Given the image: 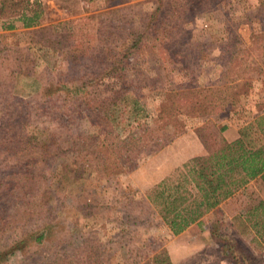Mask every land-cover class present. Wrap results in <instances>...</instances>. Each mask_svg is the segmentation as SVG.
I'll return each mask as SVG.
<instances>
[{"label":"rangeland","instance_id":"1","mask_svg":"<svg viewBox=\"0 0 264 264\" xmlns=\"http://www.w3.org/2000/svg\"><path fill=\"white\" fill-rule=\"evenodd\" d=\"M21 1L36 8L35 27L63 43L52 51L34 43L37 37L30 42L17 14L0 15V251L22 241L3 264H154L155 255L161 264V253L169 264H264V240L251 239L240 217L264 196L259 180L177 235L143 199L176 166L194 179L197 165L214 164L213 154H224L237 128L264 104V44L256 37L264 14L257 0ZM144 24L149 41L122 58L117 70L124 79L104 77L84 90L96 99L117 87L136 92L153 142L124 171L99 179L70 145L95 131L85 106L42 93L60 81L87 82L109 67L107 51L118 53ZM225 24L231 32L224 43L233 39L227 45L216 43ZM75 47L81 55L68 60L64 51ZM18 66L27 74L11 73ZM21 172L33 175L34 196L26 205L19 198L14 208ZM252 217L264 220V213Z\"/></svg>","mask_w":264,"mask_h":264},{"label":"trees","instance_id":"2","mask_svg":"<svg viewBox=\"0 0 264 264\" xmlns=\"http://www.w3.org/2000/svg\"><path fill=\"white\" fill-rule=\"evenodd\" d=\"M32 2L35 3L36 0H32ZM257 2L261 5L264 14V0H257ZM22 3L21 0H0V15L17 14L21 26L28 28V32H30V42L33 37H37L34 43L52 51L60 50L62 41L52 39L43 33L46 30L45 26L35 27L38 26L36 24L38 16L36 8H31L27 3L22 5ZM160 8V5L157 4L151 11L152 19L157 18ZM26 10H29V15ZM149 28L150 24H144L137 30L130 31L128 43L120 48L118 53L112 54L107 51L108 54H105L104 58L106 62L110 63L109 67L103 68L97 75L88 77L87 82L60 81L54 84L53 88H46L42 93L47 99L51 98L53 94L61 93L65 100L76 99L85 106L86 115L90 121L89 127H93L95 131L83 136L80 138L81 140L79 139L80 141H73L70 145L74 152L78 153L77 155L86 156L87 160L93 164L94 173L99 179L124 171L125 167L135 160L140 147L152 145L153 136H149L150 128L144 122L149 114L136 92L130 91L127 87H117L108 90L102 97L96 99L92 96L89 97L84 89L89 82L95 83L104 77L117 80V82L122 81L125 76L117 70L122 58L145 46L150 38ZM223 28V35H218L216 43H224L223 40L231 32L226 24ZM256 37L264 44V27ZM231 40L233 39H229L224 44H231ZM64 54L68 60H75L78 54L81 55L76 47L65 50ZM11 73L21 74L22 72L18 66ZM223 73L224 71L220 72L218 76H222ZM22 74L26 75L27 73ZM233 84L236 87L239 82ZM232 94H237V91L234 90ZM261 99L264 102V88ZM181 100L185 101L186 98ZM233 102L234 100H231L229 104ZM27 140L32 145L36 136L33 135ZM224 150L226 154L225 152L222 155L217 152L213 154L214 164L197 165L193 169L196 178L191 179L183 168L176 166L144 191V202L172 235L181 233L192 223H198L204 214L217 210L222 201L232 196L247 181L256 179L264 185V104L261 106L258 104V107H255L251 118L237 128L236 137L227 143ZM32 177L33 175L27 172H21L15 177L19 183L15 184V187L20 188L15 190L14 208L19 204V198L25 200L22 205H26L28 198L34 196V178ZM41 194V198H43L45 191H42ZM23 208L25 210L26 207ZM258 210L264 213V196L254 205L248 207L245 214L240 216L246 219V227L250 224L248 226L252 233L251 239L254 241L264 240V220L252 217V212ZM29 211L30 207L27 209V213ZM213 229L211 228V231ZM41 237L42 233H39L34 239L40 241ZM221 242L225 243V241ZM21 243L22 241L19 240L13 241L3 251H0V264H3L14 248ZM225 245L231 247L230 243H225ZM79 252L87 256L83 250ZM159 256H161L159 260L161 264H169L165 253H161ZM237 256L245 259L240 252ZM157 258L158 255H155L154 264L157 263Z\"/></svg>","mask_w":264,"mask_h":264}]
</instances>
